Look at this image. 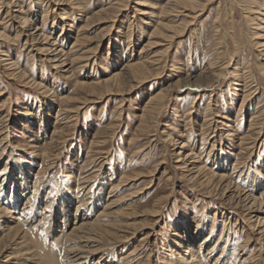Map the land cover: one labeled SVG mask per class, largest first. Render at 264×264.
<instances>
[{
    "label": "rangeland",
    "instance_id": "374dc122",
    "mask_svg": "<svg viewBox=\"0 0 264 264\" xmlns=\"http://www.w3.org/2000/svg\"><path fill=\"white\" fill-rule=\"evenodd\" d=\"M14 1L10 4L0 0V33L5 34L0 35V175L7 170L6 166H13L15 172L22 164L30 168V184L34 185L33 189L38 186L35 192L42 197L38 209L47 215L65 189L73 192L79 188V182L87 179L86 185L91 189L103 185L106 191H102V204L110 199L111 202L115 200V205L107 209L102 221L109 227L115 224L117 230L124 223L122 230L127 233V241L124 238V248L120 247L118 254L135 250L136 253L127 259L131 264H174L176 258L173 260L170 249L175 238L173 234L178 227L191 221L192 227L199 221L205 224L206 234L212 232V244L220 246L217 256L222 246H226L227 255L231 253L230 248H236L232 250L240 256L239 260L247 259L249 263L246 264H264V234L259 233L258 224V217L264 218V213L249 215L245 207L234 203L238 197L235 183L242 191H255L261 196L259 187H254L260 181L264 190V53L260 56L263 48L257 50L253 46L254 40L258 41L253 31H257L255 23L261 22L260 17H263L264 0H214L204 6L195 22L188 23L187 29L181 28L176 34L172 33V26L178 27L180 23L183 26L184 20H188L184 8L172 12V16L168 13L161 16L159 8L151 5L146 6L148 11L153 10L151 14L139 15L140 0H128L125 3L129 6L117 16L111 17V11L103 13L106 16L102 17L96 14L119 0H86L79 8L70 0ZM253 5L260 6L259 12ZM221 9L224 19L220 31L216 18ZM25 14H29L30 24L21 22L20 17ZM254 14L258 17L253 24L249 18ZM86 17L91 18L86 20ZM65 22L68 25L65 26ZM40 26L44 27V36L50 39L43 40V35H38L36 41L32 39L31 33ZM17 31L21 32L19 37H16ZM34 34L37 35V31ZM152 42L154 45L150 44ZM46 47L51 49L47 51ZM61 47L71 60L90 59L80 60L73 74L69 64H58L55 60L59 57L52 55ZM1 52L8 55H1ZM157 58L158 62L147 63L150 71L145 72L144 78L136 79L131 75L122 79L125 82L122 81L121 86L112 87L113 90L106 91L102 87L109 77L124 70L127 63ZM237 59L245 73L242 72L240 81L230 74ZM10 61L17 64L14 69ZM223 68L225 76H217ZM18 69L27 74L25 79ZM246 75L250 77L245 79ZM92 83L96 84L95 91L88 86ZM162 89L170 90L159 124L150 121L146 130L140 131L150 96ZM247 94L249 97L244 100ZM256 121L263 122V126L255 124ZM259 126L263 128L262 139L252 146V139L260 133ZM248 134L250 138H246ZM242 137L246 138L245 143ZM181 144H185L184 149L180 148ZM244 147H249L250 151L244 152ZM167 153L163 166L159 165L156 173L150 175L149 171L163 161ZM186 153L196 159L188 158ZM221 156L229 158L226 169L233 179V187L231 193L223 195L224 190L220 188L208 195L198 183L189 179L194 167L191 163L198 160L202 166L204 164L209 172L207 175L222 174L221 165L214 163ZM180 158L191 165L181 164ZM235 166L238 167L236 172ZM83 176L86 177L80 179ZM124 176L130 179L117 187ZM164 197L168 199L161 215L149 216L152 206ZM3 201L0 199V212ZM99 210L101 206L95 209L93 218ZM72 226L65 231L71 232ZM260 227L264 229L263 224ZM6 234L0 231V237ZM28 234L26 236L33 240ZM250 235L252 240L248 242ZM33 241L34 247L28 244L30 252L46 255L48 250ZM77 242L76 239L70 245ZM59 250L58 260L63 256L61 262L68 263L63 247ZM11 252L14 254L15 250L8 251V257L12 256H9ZM178 252L185 255L181 250ZM116 259L117 264H126L122 256ZM31 263L34 264L26 261V264Z\"/></svg>",
    "mask_w": 264,
    "mask_h": 264
},
{
    "label": "bare ground",
    "instance_id": "6f19581e",
    "mask_svg": "<svg viewBox=\"0 0 264 264\" xmlns=\"http://www.w3.org/2000/svg\"><path fill=\"white\" fill-rule=\"evenodd\" d=\"M5 1L7 3H10V4L15 3L14 0H5ZM51 1H53V0H51ZM60 1H63V0H60ZM70 1H73L74 5H76L79 8L86 0H70ZM126 1L128 2V0H119V3L118 2L116 4L113 3L108 8L101 9L96 15L100 14V16H101V14H102V17H103V15L106 16V14H103V13H106V12L110 13L112 11L110 13L111 15L110 14L109 15L111 17L112 16L114 17L120 11L124 10V8L126 9V7L129 6L128 4L125 3ZM212 1H214V0H166V1H164V0H153L150 3L146 0H140L139 5H141L142 8H138L137 12H139L138 13L139 15L151 14L153 10L148 11L149 9H147L146 6L152 5L153 6L152 8H154V9L159 8V13L161 11L160 15L162 16L163 14L167 15V13L171 15L172 12H174V11L179 12L180 8H184V11L186 13L184 11L183 12L185 14L182 12H180V13L184 14L185 19H188V20H184L183 26H180V24L182 25V23H180V24H178L179 25L178 27L172 26L173 31L169 30V32L172 31L173 34H176V32L181 28L184 30L187 29L188 23L195 22L196 18L200 16L199 14L201 13L204 6L207 3H210ZM256 2H258V1H256ZM120 3H122V4H120ZM253 6H254V8L252 7L253 9H256L257 11L259 10V7H260L259 5H258L259 7H257V6L255 7V5H253ZM218 8H219V6H218ZM225 8L227 9V7H225ZM230 9L231 8H229L228 10L232 11ZM135 10H136V8H135ZM220 11L221 12H218L217 18H216L217 23H218V26H217L218 30L221 29V26H222L221 22L224 19L222 9ZM243 11H244V9H243ZM251 11H252V9H251ZM257 11L255 14H257L259 12V11L258 12ZM223 12H225V11H223ZM8 13L10 14V11H8L7 14ZM20 13H22V11L19 12V14ZM260 13H263V12L261 11ZM229 14H231V13H229ZM255 14H254L253 18L252 17L249 18L250 23L253 22V24H254V21H256V18L258 16H260V15H258L259 13L257 14L258 16L256 15L257 17L255 16ZM175 15L177 16L176 13H175ZM252 15H250V16H252ZM262 15H263V17H260L261 22H259L257 20L258 22L255 23L256 24L255 26L257 28H254V30L257 29V31L256 32L253 31V33L256 34L255 39L257 37V40H258V41L254 40V43H253V46H255L254 48H256L257 50H258V47L263 48L262 50L259 49L260 50V54H259L260 56H262L261 54L264 53V25H262V24H264V13ZM20 18L22 19L21 22H23L25 24L26 23L30 24L29 22L31 21V19L29 17V14L28 15L25 14ZM43 18H46V14H43ZM64 18H67V17H64ZM88 18L86 20H90L91 17L89 19ZM98 18H100V17H98ZM162 18H165V17H162ZM260 18H258V19H260ZM189 19H190V21H189ZM160 20H161V18H160ZM66 25H68V24L65 22V26ZM191 26H193V24ZM165 27H169V26L165 25ZM43 28H44L43 26L37 27L38 30L35 29V31H37V35L34 34L35 31L31 33L33 36L32 39H35V41H36V39L39 38L38 35H41L40 37H42V35H43L42 39L43 38L45 40L50 39V38L44 36L45 33L43 31ZM161 28H164V27L161 26ZM63 29H65L64 26H63ZM258 31H260V32H258ZM153 32L154 31H152L151 33H153ZM157 32L160 33V28H158ZM161 32H162V30H161ZM20 33L21 32L17 31L16 37H19ZM165 34H164V36H166ZM0 35L5 36L4 33H0ZM252 36H254V35L252 34ZM8 37H9V35L7 36V38ZM130 37H131V35L129 36V38ZM169 37L172 39V36H169ZM3 38H5V37H3ZM259 39H261V40L259 41ZM44 43L42 42V44H44ZM153 43L154 42H152L150 44L154 45ZM33 44H34V42H33ZM55 44L56 43L54 42V45ZM152 45H150V46L152 47ZM63 48L62 47L59 48V52H56L55 54H52V55H54V57H56V58L59 57L55 61L58 62V64H60L62 66H67L69 64L71 66V68L73 69V67L75 65V69H73L72 71H71V68H69L70 72H72L73 74L75 72L74 70H76V64L78 62L81 63L80 60L81 61L82 60H85V61L88 60L89 61V59H90L87 57L86 58L85 57H81V58L77 57V58H74L71 60L70 58H68L66 56L67 54L64 52ZM50 49L51 48H47V51H49ZM142 49L144 50V48H142ZM55 51H56V49H55ZM49 53L50 52H48V54ZM257 53H258V51H257ZM1 55H8V54L5 52H1ZM45 55L47 56V54H45ZM61 56H64V58H62ZM263 56H264V54H263ZM158 58L151 60V61H141V62H132V63L129 62L126 64V67H124V70H122L121 72H118V73L114 74L113 76L109 77V79H107L105 81L104 86H102V85L101 86L103 88H106V91H110V90H113V88L116 84H117V86H121V84L123 82H125L122 79L128 78L131 75L133 77H135L136 79L144 78L145 76H147V75H145V72L150 67V66L146 67L147 63L158 62V60L160 59V58L159 59ZM7 60H8V58H7ZM9 60H11V58ZM129 61H131V60H129ZM82 64H81V66H82ZM240 64H241L240 59H237V61L234 63L233 70L232 71L230 70L231 76L235 77L236 81L239 79H242V77H243V74H242L243 71H241ZM10 65L12 66V69H14L13 66H16L17 64L15 62H11ZM150 65H152L151 67L154 66L153 64H150ZM155 65H158V64L156 63ZM229 65H227L228 68L230 67ZM261 70H262V68H261ZM148 71H150V70H148ZM219 71H220V73H218L217 76L219 75L220 77H222V75H224V73H225L224 68H223V70H219ZM263 71H264V69H263ZM19 72H20V70H19ZM68 72H69V70H68ZM72 73H71V75H73ZM20 74H21V76L24 77V79L26 78L25 76L27 74L25 72H22V73L20 72ZM142 75H143V77H142ZM249 77L250 76L246 75L244 78L246 79ZM129 79H131V78H129ZM203 79H205V78H203ZM126 81H128V80L126 79ZM210 81H206V82H210ZM34 83L37 84L35 80H34ZM34 83H33V85H34ZM93 83L88 84V86L90 88H92V90L95 91L96 84H93ZM97 84H99V83H97ZM212 84H213V82H212ZM237 84L240 85V83H237ZM38 85H41V84L38 83ZM179 86H180V84H179ZM172 87L174 88V85L171 84L170 88H172ZM197 87H199V86H197ZM165 89L164 90L162 89V91H159L155 95L150 96L149 101H148V107H147L148 109L144 112L143 116L141 115L142 116V123H141L140 128H139L140 131H145L146 130L145 128L148 127L149 124H151V123H149L150 121H153V123L159 124L160 118L163 116L164 108L166 106L165 105L166 104L165 99L168 97L169 90H170V89H167V90H165ZM102 91H104V90H102ZM172 91H174V90H172ZM46 92H47V90H46ZM1 95H2V92L0 91V96ZM248 97H249L248 94H247V96L245 95L244 100ZM210 106L211 105L209 104V107ZM241 107H243V103H242ZM260 114H262V113H260ZM179 116L180 115H178V117ZM222 117H224L225 119L228 118L227 116H224V115ZM261 117H263V116H261ZM255 124H262V126H263V122L260 123V122L256 121ZM237 126H239V125H237ZM262 126L261 127L259 126L260 128L257 129L260 133H257V135L255 137L251 136V137H254V139H252L253 141L251 140L252 146H256L258 144V142L261 141V139H262L261 133L263 130ZM253 129H255V128H253ZM182 135H184V134H182ZM253 135H255V133H253ZM248 137H249V134L246 138H248ZM246 138H243L242 141L243 142L246 141L245 140ZM240 139H241V137H240ZM242 141H240V142H242ZM247 141H248V139H247ZM251 141H250V144H251ZM247 143H249V142H247ZM250 144H249V146H250ZM181 145H182V147H180V148L184 149L185 144L184 145L181 144ZM241 145H244V144H241ZM246 145H248V144H246ZM248 148L244 147V152H245V150L250 151V149H248ZM187 149H189V148H187ZM209 153H208V157L211 158L212 151ZM168 155H169L168 153L165 154L164 160L160 161L157 165H155V167L151 171H149L150 175H152V174L154 175L156 173L159 165H161V167L163 166V164L165 163V159L167 158ZM182 155H184V154H182ZM182 155H181V158L183 157ZM188 155L189 154H187V156ZM187 156H185V159L187 158ZM181 158H180V161L182 162L181 164L188 162V161L184 162V159H181ZM188 158H195L196 159V156L192 157V155L190 154V156H188ZM218 159L221 160L220 161L221 163L218 161ZM218 159H216V161H214V163H218L221 165L220 168H222L221 169L222 174H216L215 172H213L212 174L207 175L209 172L204 168V164L202 166V164L198 160H195L196 162L191 163V164H193L194 167L192 168L193 170H191V168H190V170L193 171L192 175H191L192 178L191 177L189 178V179H192L193 181H191V180L190 181L192 183L194 181L196 183H198L199 184L198 187L203 188L204 189L203 192L206 190L208 195H211V194L213 195V193L220 188H222L221 190H224L223 195H224V193H231V189L233 187V179L229 175H227V169H226L229 165V163H228L229 158L221 156V158H218ZM22 165H20L19 168L17 167L18 172H15L16 169L13 168V166L10 168H9V166H6L7 170L2 171L1 175H0V183H2V185H0V196H2L0 199L5 200V201H3L4 207L1 206V208H3V210H1L2 212H0V231L7 233L6 235H2L0 237V260H3L0 262V264H5V263H7V264H26V261L34 262V264H63V262H61L63 260V256H62L61 260L60 259L58 260V257L61 256L60 254H59L60 256L58 254H57L58 257L56 256V253H58V252L60 253V250H59L60 247H63L64 252L66 253V255H68V257L66 256L67 257L66 261L68 260V263H66V264H117L116 258L119 257V255L122 256V259H125L124 262H126V264L130 263L129 261H127V259L136 253L135 250H132L127 254H125V253L118 254V252L120 251V247H123V245H124L123 242L125 240L127 241V239H126L127 233H124V230H122L124 223L121 224V226L117 230V229H115V224H110L111 227H109V226H107V224L104 221H102L103 218L108 213L107 209L112 207V205H115L114 204L115 200H113L111 202V201H109L110 199L109 200L105 199L104 203L102 204V202H103L102 200L104 199V196L102 195V191L103 192L106 191V190H104L103 185L97 186L96 190L91 189V188H89V186H87L88 185L86 182V181H88V179H87V180H83V181L79 182V185H78L79 188H76L73 192L69 191L68 189H65L64 192L62 193V195L58 198V201L56 202L54 200V202H56V203H54L53 208L50 210L49 214L47 215L46 212H43V211L40 212L38 209L40 207V205H38V204L42 203V197L39 196L38 192H35V190L38 191V186L35 187V189H33L34 185L32 186L30 184V182H31V181H29V178H30L29 175L31 174L30 168H26ZM84 166H82V167H84ZM186 166H188V165H186ZM235 168H236V170H235V172H236L238 167L235 166ZM201 174L203 176H201ZM135 176H137V174ZM85 177L86 176L80 177V179H83ZM203 177H205V180H203L204 179ZM129 179H130L129 177L124 176L123 179L119 180V183L116 186L117 187L121 186L120 184H124ZM113 185L114 184L112 183V187H114ZM260 185H261L260 181L254 185L255 188L259 187L258 191L260 190L259 191L260 193H261V191L263 193L261 196H257L256 195L257 193H255V191L253 193L245 191L244 189H243L244 191H242L240 188V185L238 186V184H236V183L234 184V187L236 188V190H238V197H237L236 202H234V203H237L239 205H242V207H245L250 212L249 215H251V213L255 214V215H257V213H264V211L262 212V207L264 208V198H263L264 197V190L260 187ZM9 187H11L10 188L11 192L8 193ZM92 191H94L93 194L91 193ZM111 192L112 191H110L109 194ZM31 193H32V195H31ZM90 193H91V195H90ZM111 197L112 196H110V198ZM227 198H228V196H227ZM167 199H168V197L159 198L158 201L156 202V204L152 206L153 212L151 211L152 213L151 214L148 213V215L149 216L150 215L160 216L162 206ZM231 200H232V198H231ZM48 202L49 201L47 200L46 204H48ZM74 205L76 206L75 212H73ZM98 206L99 207L101 206L102 210H99L96 217L93 218V216H94L93 212H95V209L98 208ZM47 208L48 207H45V209H47ZM2 214H4V215H2ZM18 215H19V217H17ZM35 222H36V224H34ZM191 222H187L183 226L178 227L176 232L173 234V235H175V238L172 239L173 244H171L170 249L172 252L171 257H174L173 260L176 258L174 264H246L248 262L247 259H244L242 261L239 260L240 259V258H238L239 255L238 256L235 255V251H233L236 248H234V249L230 248L231 253H230V255H227V251L225 252L226 246H222L223 247L222 252H221V254H219V256H217L218 252L220 250V246L219 247L217 246L219 244L218 242H217L218 243L217 245L212 244L213 243L212 242V238H213L212 232L206 234L205 233V224L201 225L200 224L201 222L199 223V221H197V222L195 221L198 224H197V226L192 227L191 226L192 224H190ZM12 223H14V224L11 225ZM259 223H260V226H261V224H263V226H264V218L259 219V217H258V224ZM70 225H73L72 231L67 233L65 230L67 227H70ZM260 226H259V229H260L259 233L264 234V229H262ZM214 227L215 226L213 225L211 227V229L213 230ZM75 232H77V233H75ZM26 233H29L30 236L33 238V240L37 241V244L39 246L41 245V246H43L42 247L43 249L45 247L48 250V251H46L47 252L46 255L45 254L42 255L41 253L39 254L38 252L35 253L34 250L32 252H30L32 249H31V247L28 246V244L31 243L32 246L34 247L33 244L35 242L32 239L28 238L26 236ZM124 238H125V240H124ZM76 239L78 240V242L75 245H72V244L70 245V243H72ZM218 240H219V238H218ZM251 240H252V236L250 235L248 237L247 241L249 242ZM67 241L69 242V244L66 245ZM81 242H83V244ZM43 243H45V245ZM58 246H60V247H58ZM69 246H71V247H69ZM184 247H185V249H184ZM14 250H15V253L13 254L11 252V254H9V256L10 255H12V256L8 257V251H14ZM178 250H181L185 255L182 256L181 253L178 252ZM55 251H57V252H55ZM31 264H33V263H31Z\"/></svg>",
    "mask_w": 264,
    "mask_h": 264
}]
</instances>
